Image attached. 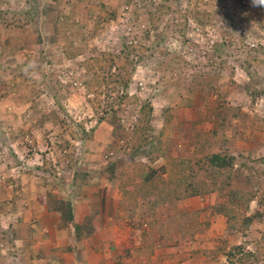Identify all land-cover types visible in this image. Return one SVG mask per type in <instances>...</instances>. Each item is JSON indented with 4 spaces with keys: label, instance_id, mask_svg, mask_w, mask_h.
Listing matches in <instances>:
<instances>
[{
    "label": "rangeland",
    "instance_id": "obj_1",
    "mask_svg": "<svg viewBox=\"0 0 264 264\" xmlns=\"http://www.w3.org/2000/svg\"><path fill=\"white\" fill-rule=\"evenodd\" d=\"M81 1L102 4L113 17L88 14L84 4L68 0L64 12L73 22L72 28L81 32L76 40L85 51L70 60L60 50L62 35L54 28L58 10L53 1L0 2V9L8 5L26 11L32 18L26 32L38 27L43 36L41 43H29L22 50L8 52L7 33L0 32V237L1 231L7 233L17 217L29 228L28 238L14 239L10 244L0 239V264L103 263L102 259L86 257L77 250V244L88 243H74L69 228L58 227L57 215L37 204V193L69 197L80 216L87 213L89 202L101 198L103 220H107V225L112 220L121 222L119 229L124 236V241L110 247L109 264H115L114 254L137 246L136 229L118 218L124 210L116 205L119 181L110 183L99 171L107 161L124 165L130 160L120 149L123 137L112 133L114 129L106 123H96L88 96L79 84L84 78L83 70L76 65L98 50L116 47L121 38L149 48L135 68L128 93L151 104L152 134L162 125L163 109L169 108L166 155L184 157L191 153L196 133L213 127V105L218 98L229 105L225 113L230 121H243L235 127L233 121L226 129L224 144L236 157L237 176L232 184L245 186L244 179L255 175L250 185L258 188V199L249 203L248 213L264 214V163L252 161L264 157V60L260 51L264 50V16L255 18L252 0H171L172 7L165 9L154 23L145 7L148 5L153 12L158 0ZM227 78L235 86L228 85ZM190 95L191 103L186 105L185 99ZM235 107L238 116L232 119ZM50 111L58 121L53 122ZM136 111L137 102L123 105L122 133H128L136 122ZM220 145L217 142L213 149ZM41 161L53 172L38 170ZM161 163L157 160L152 165ZM73 169L92 170L95 176L88 184L71 187ZM198 178L202 179L199 175ZM202 195L153 208L158 217L174 211L198 210L199 221L207 226L197 229L189 243L177 240L178 237L163 243V247L160 243L154 247L158 250L154 258L119 254V264H225L221 254L207 261L199 250L225 249L236 243L254 250L261 233L264 238V217L253 220L245 238L239 233H227L222 216L216 217L212 210L214 203L222 201V195L212 192L208 203L200 199ZM142 208L139 206L135 215ZM68 247L73 248L67 250ZM162 250L170 255L164 257Z\"/></svg>",
    "mask_w": 264,
    "mask_h": 264
},
{
    "label": "trees",
    "instance_id": "obj_2",
    "mask_svg": "<svg viewBox=\"0 0 264 264\" xmlns=\"http://www.w3.org/2000/svg\"><path fill=\"white\" fill-rule=\"evenodd\" d=\"M51 1L56 4L58 10L53 23L55 30L62 35L60 44L62 56L70 60L84 54V45L76 40L81 36V32L72 28L73 22L64 12L68 0ZM169 2L171 0H158L153 12L146 5L145 12L149 15L151 23H154L155 18L158 19L165 9L172 7ZM77 3L84 4L88 14H101L104 19L113 17V14L106 11L102 4L92 5L81 0H77ZM253 13L255 18L260 20L264 16V7L254 6ZM30 19L32 18L26 11L18 8L5 5L0 9V32L7 33L8 42L5 49L8 52L22 50L29 43L42 42L43 36L38 27L26 32ZM178 28L182 33L183 26ZM119 41L116 47L98 50L95 54L83 57L76 64L83 70L84 78L79 84L88 96V103L96 123H106L114 129L112 133L115 132L117 137H123L120 149L123 155L130 159L124 165H117L112 160L107 161L99 170L108 182L119 181L116 205L124 210L118 218L124 219L131 228L136 229L137 246L130 250L125 248L119 254L150 257L154 247L160 243L173 242L177 237V240H191L197 229L207 226L206 222L199 221L198 210L174 211L158 217L154 215L153 208L196 194L215 192L222 195V201L212 205L213 212L222 216L227 233L244 235L251 222L260 221L264 214L262 211L248 213L249 203L258 199V188L250 185V182L255 180V175H249L244 179L247 184L245 186L232 184L237 176L234 168L236 157L224 143L227 142L228 125L233 121V127L242 125L243 121L234 119L238 116L235 111L238 108H233L231 115L234 120L230 121L225 113L230 109L229 105L223 98H218L213 105L215 110L213 127L206 132L196 133L191 153L184 157L166 155L171 121L169 108L163 109L162 125L156 134H152L149 127L151 104L148 101H139L136 95L128 93L135 68L147 56L146 51L149 48L125 38ZM260 51L263 52L264 60V50L260 49ZM252 59L254 61L255 58ZM221 76L228 77L225 73H221ZM227 84L235 86L228 78ZM191 99L192 96H188L185 104L189 105ZM135 102H137L136 122L128 133H122L120 116L123 105ZM49 115L53 122L58 121L53 111H50ZM217 142L221 145L213 149ZM157 160H162V163L153 166L152 164ZM252 161L264 163V157ZM45 164L46 162L41 161L37 169L52 173L53 169H49ZM257 172L258 169H255V173ZM198 175L201 176V180L200 178L197 180ZM94 176L92 170L73 169L70 186L73 187L76 183L88 184ZM36 202L47 212L57 215L58 227L69 228L74 243L90 238L95 233H101L103 240L111 238L109 232H102L104 213L101 198L89 202V209L82 216L67 196L37 193ZM139 206L144 208L135 215ZM1 233L0 239L10 244L14 239L28 238L29 228L21 217H17L15 224L9 226L8 232L1 231ZM72 248L68 247L67 250ZM199 252L207 261L221 254L225 264H264V238L261 233L254 250H249L243 243H236L225 249L217 247ZM119 254H114L112 257L115 264L120 262Z\"/></svg>",
    "mask_w": 264,
    "mask_h": 264
},
{
    "label": "crops",
    "instance_id": "obj_3",
    "mask_svg": "<svg viewBox=\"0 0 264 264\" xmlns=\"http://www.w3.org/2000/svg\"><path fill=\"white\" fill-rule=\"evenodd\" d=\"M211 195H212V193L204 194V195H202L203 197H200V199L204 198L206 200V202H207V201L210 200L209 198L213 196V195L212 196ZM209 204H212V201H210ZM215 216L217 217L219 215L215 214ZM106 223H108L107 220H106V222L102 221V226L104 228V232H106V231L109 232V235L111 237V238L107 239V241L109 243L107 241H104L102 239V236L97 234V233L93 234L90 238L83 239V240H80V241L77 242V243H79V242H83L84 241V242L88 243L85 246L84 245L81 246V245L77 244V246H78L77 250H79V251L82 250L81 252L84 253L86 257H89V256L93 257L94 256L93 258H95V259H98V260L102 259V261H103L102 264H105V263L109 264L110 261L108 262V257H111V255H112V253H111L112 251H111V248H110L112 246V244L113 243L116 244V243H118L121 240L124 241V236L121 235L122 230L119 229V228H122L121 222H119V221L115 222V221L112 220L111 223H109L108 225ZM252 223H253V221L251 222V224ZM242 238H245V235H243ZM189 242L190 241H187V243H189ZM106 243H108L109 245H105L104 247L101 246V244H106ZM99 245L101 246V248H100ZM165 245L166 244H161L160 246L163 247ZM157 253H158V250L154 249L153 253H152V255L150 257H153V258L156 257ZM163 253H164V255H163L164 257L165 256L168 257L170 255V254H166L167 252L165 250L163 251ZM173 255H174V253H173ZM180 255L183 256L184 254H180ZM174 256L171 257V259H174ZM177 259H179L180 261L183 260L182 262H186V260H187V259L182 258V257H179Z\"/></svg>",
    "mask_w": 264,
    "mask_h": 264
},
{
    "label": "clouds",
    "instance_id": "obj_4",
    "mask_svg": "<svg viewBox=\"0 0 264 264\" xmlns=\"http://www.w3.org/2000/svg\"><path fill=\"white\" fill-rule=\"evenodd\" d=\"M253 6L264 7V0H252Z\"/></svg>",
    "mask_w": 264,
    "mask_h": 264
}]
</instances>
